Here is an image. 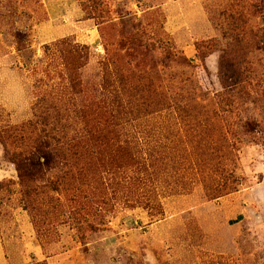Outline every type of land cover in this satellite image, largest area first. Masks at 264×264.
Instances as JSON below:
<instances>
[{
	"label": "rangeland",
	"instance_id": "obj_1",
	"mask_svg": "<svg viewBox=\"0 0 264 264\" xmlns=\"http://www.w3.org/2000/svg\"><path fill=\"white\" fill-rule=\"evenodd\" d=\"M256 1L0 0V127L103 131L30 197L0 143V264H264Z\"/></svg>",
	"mask_w": 264,
	"mask_h": 264
},
{
	"label": "trees",
	"instance_id": "obj_2",
	"mask_svg": "<svg viewBox=\"0 0 264 264\" xmlns=\"http://www.w3.org/2000/svg\"><path fill=\"white\" fill-rule=\"evenodd\" d=\"M241 1L238 0V3ZM262 3V0L253 2L251 6L252 11L257 10ZM249 33L255 40V47L264 46V27H252ZM184 61L187 60L184 59ZM221 61L231 68L236 63L234 60H231V55L226 53L222 56ZM118 104L120 110L118 114H120L122 109L126 111V114L140 113L142 111L144 116H149L153 112L151 109L152 104L147 102H143L139 105L140 108L136 109L131 106H123L121 102ZM196 107L199 108L200 114L209 120L217 116V111L209 106L196 104ZM126 123L125 118L119 116L113 123V126L109 128L114 139H123V128ZM62 133L64 131H61L55 125L44 122L40 125L31 121L21 126L6 124L0 127V143L11 142L19 147L18 150L12 152V158L16 165L21 184L23 187H26V193L29 194V197L30 194L37 193V189L42 184L54 186V182L59 178L58 172L66 173L71 172L73 169H78L82 153L88 150L89 141H98L103 135V131H96L87 127L82 128L78 132L77 137L70 138L67 134L64 135ZM51 172H54L53 176H50ZM29 173H37L40 176L31 178Z\"/></svg>",
	"mask_w": 264,
	"mask_h": 264
}]
</instances>
